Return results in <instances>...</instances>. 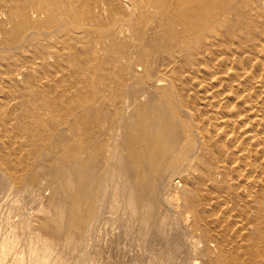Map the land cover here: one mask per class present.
<instances>
[{
  "label": "bare ground",
  "instance_id": "1",
  "mask_svg": "<svg viewBox=\"0 0 264 264\" xmlns=\"http://www.w3.org/2000/svg\"><path fill=\"white\" fill-rule=\"evenodd\" d=\"M18 2L9 11L11 28L4 33L0 54L13 58L32 40L42 62H47L53 58L49 41L59 37L68 55L61 61L57 57L54 65H72L77 82L71 80L81 85L74 98L36 99L35 114L26 125L32 140L47 150L60 139L54 152L60 186L52 194L53 232L47 237L62 236L68 244L81 240L84 230L103 214L123 213L148 233L162 229L163 206L170 213L174 208L164 201V192L173 195L176 176L189 171L195 161L202 168L200 178L215 177L220 172L214 163L224 152L237 156L234 134L224 131L217 114L232 105L219 103L222 95L211 83L218 74L212 69L222 57L223 64L233 62L234 39L244 43L246 51L264 38V26L261 35L256 34L262 0ZM106 15L114 20L111 26L104 21ZM89 69L93 74L88 76ZM204 77L211 81L201 82ZM190 85L204 90L201 104L188 99ZM44 114L50 115L49 122ZM181 197L180 216L186 220L189 215L193 233L202 232L189 194Z\"/></svg>",
  "mask_w": 264,
  "mask_h": 264
},
{
  "label": "rangeland",
  "instance_id": "2",
  "mask_svg": "<svg viewBox=\"0 0 264 264\" xmlns=\"http://www.w3.org/2000/svg\"><path fill=\"white\" fill-rule=\"evenodd\" d=\"M17 1L0 0V46L6 43L4 33L11 28L9 11L20 5ZM259 7L258 36L264 26V0ZM112 19L106 15L104 21L111 26ZM234 40L233 62L223 64L222 57L212 69V74L218 75L210 81L222 95L219 103L232 105L226 113L217 114L224 131L234 134L237 156L228 157L224 152L221 161L214 163L220 172L215 177L200 178L202 168L195 161L189 171L176 176L174 198L169 190L164 192V201L175 209L170 213L163 206L160 216L166 219L162 229L148 233L123 213L103 214L84 230L81 240L70 244L62 236L47 237L53 232L52 194L60 186L54 153L60 139L47 150L32 140V130L26 125L31 113L35 114L36 99L74 98L81 86H74L77 74L72 65L64 69L54 65L57 57L61 61L68 55L59 37L49 41L53 58L47 62H42L32 40L13 58L0 54V264H264V38L246 51L244 43ZM89 70L88 76L93 74V69ZM190 86L188 99L201 104L204 90ZM208 111L205 113L214 121ZM44 115L49 122L50 115ZM181 192H187L190 204L196 207L202 232L193 233L189 215L186 220L180 216Z\"/></svg>",
  "mask_w": 264,
  "mask_h": 264
}]
</instances>
